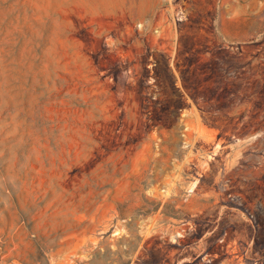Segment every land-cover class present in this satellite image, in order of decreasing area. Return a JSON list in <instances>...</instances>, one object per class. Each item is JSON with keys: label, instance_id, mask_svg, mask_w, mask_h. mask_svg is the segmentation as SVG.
<instances>
[{"label": "rangeland", "instance_id": "rangeland-1", "mask_svg": "<svg viewBox=\"0 0 264 264\" xmlns=\"http://www.w3.org/2000/svg\"><path fill=\"white\" fill-rule=\"evenodd\" d=\"M0 264H264V0H0Z\"/></svg>", "mask_w": 264, "mask_h": 264}]
</instances>
